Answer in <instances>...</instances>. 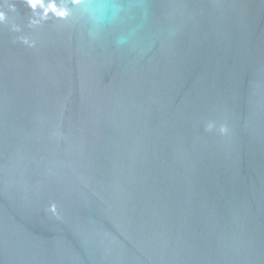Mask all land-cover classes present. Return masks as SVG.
Segmentation results:
<instances>
[{"label": "water", "instance_id": "1", "mask_svg": "<svg viewBox=\"0 0 264 264\" xmlns=\"http://www.w3.org/2000/svg\"><path fill=\"white\" fill-rule=\"evenodd\" d=\"M0 264H264V0H0Z\"/></svg>", "mask_w": 264, "mask_h": 264}, {"label": "clouds", "instance_id": "2", "mask_svg": "<svg viewBox=\"0 0 264 264\" xmlns=\"http://www.w3.org/2000/svg\"><path fill=\"white\" fill-rule=\"evenodd\" d=\"M33 2V0H29V3H32Z\"/></svg>", "mask_w": 264, "mask_h": 264}]
</instances>
